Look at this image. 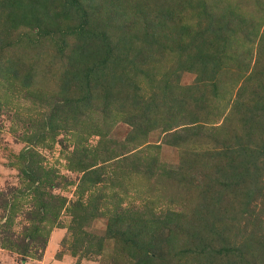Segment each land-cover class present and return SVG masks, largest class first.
I'll use <instances>...</instances> for the list:
<instances>
[{
  "label": "rangeland",
  "instance_id": "374dc122",
  "mask_svg": "<svg viewBox=\"0 0 264 264\" xmlns=\"http://www.w3.org/2000/svg\"><path fill=\"white\" fill-rule=\"evenodd\" d=\"M120 1H82L94 18L88 28L115 41L120 19L107 16ZM142 1L145 24L167 22L160 34L168 47L151 49L139 37L127 49L125 116L109 115L98 100L87 114L75 112L82 94L64 88L72 76L61 48L78 43L76 34L40 38L20 28L0 52V264H201L189 237L203 232L212 244L222 228L234 251L213 264H264V0H188L184 8L179 0ZM200 3L216 16L235 11L237 41L246 40L238 17L257 28L248 53L237 44L228 51L219 96L213 81L197 79L168 51L181 23L191 31L205 24ZM60 22L63 31L79 24ZM93 42L102 47L101 38ZM145 46L147 59L137 52ZM10 62L17 76L7 72ZM131 111L138 116L129 122ZM142 114L148 122L135 130ZM242 245L259 251H237Z\"/></svg>",
  "mask_w": 264,
  "mask_h": 264
},
{
  "label": "trees",
  "instance_id": "16d2710c",
  "mask_svg": "<svg viewBox=\"0 0 264 264\" xmlns=\"http://www.w3.org/2000/svg\"><path fill=\"white\" fill-rule=\"evenodd\" d=\"M82 1L85 0H1L0 52H5L9 49L11 46L10 39L12 33L20 28H26L27 30L35 29L40 38H55L56 36L65 37L70 35V33L76 34L79 38L78 43L75 42L73 46H70L69 50H66L67 43L63 42L62 44L64 46L61 48L62 52H67V60L70 64L68 73L72 76V81L66 82L64 88L66 87V90L73 88L75 94H77L78 91L82 94V102L77 103V110L75 112L79 115L87 114L93 107V101L98 100L104 107V112H108L109 114V112L114 111L118 113L117 115L115 114L117 117L125 116L124 113L128 112L127 106H129L125 102V100H127L126 97L123 95V91L128 86L125 84V73L122 74L123 70H129V68H126L128 67L127 64H125L126 51L131 48L133 41H136L139 37L144 40V45H151V49L152 45L155 44V46L158 45L160 51L165 50L166 47H168L165 44L167 22L153 21L150 23L147 21V24H145V19L147 17L146 13L143 11L145 2L142 0H131V2H129V0L128 2L127 0H122L120 1L122 3L114 5L116 7L112 9L113 13L107 16L108 21L120 19L118 25L119 35H117L115 41H109L108 36L98 30L99 27H94L93 25L91 30L88 28V25L94 24V18L88 13L87 9L81 5ZM91 1L93 2L94 0ZM179 4L181 8H184L185 4L190 5L188 0H179ZM214 5L215 4H213L211 9L215 8ZM197 6L198 8L196 10L199 12V16H202L205 20V24L199 26L197 30L191 31L190 27L185 24V22L181 23L175 32L176 38L174 40V47L169 48L168 51H177L178 55L185 59V64L189 63V67H187L188 71L197 73V79L205 78L213 81L211 84L213 92L219 96L220 87L218 83L221 81L219 78V70L223 67L225 69L226 66L230 64L233 56L228 51L233 45L237 44L240 51L244 50L248 53L251 49H247L248 47L246 44H252L253 41H255L257 28L254 25L255 21L253 23H248L246 26L244 22L246 21L245 18L238 17L237 21L240 19V21H243L242 24H244L240 33L245 34L243 36L246 38V40H239V42L235 37L238 34L236 33V29H238L239 26L236 25L235 20L231 17L235 11L229 9L230 15L222 14L216 16L211 10H207L205 3L197 4ZM216 6H218V4H216ZM195 7L196 6H194L193 9ZM233 8L235 7L233 6ZM165 11L166 14H169V11L172 13L169 6L165 8ZM94 17L96 16L94 15ZM165 18L170 19L167 16ZM60 21L67 24L78 21L79 24L76 30H71V27H67V31H63ZM144 25L146 26L143 27ZM156 28H158V32L147 31V29ZM134 30L136 33H134ZM63 32H65V34ZM161 32L165 33L161 35ZM97 37L101 38L103 43L101 48L94 49L93 41L97 40ZM161 37L163 40L160 43ZM149 46H145V49L142 47V49L137 50V52H143L141 55H148L146 56L147 59V57H150L151 51ZM240 56L243 57L242 53H240ZM140 58L143 57L141 56ZM127 62L134 64L133 60ZM236 66H242L244 69L247 67L243 62H240ZM227 67L229 68V66ZM118 70H120L121 73H118ZM7 72L11 73L12 76H17L18 70L11 64ZM261 74L264 79V70ZM149 81L150 80H148V82ZM30 82L31 80L26 77L24 87L29 88ZM262 87L264 90V84ZM222 96H225V93L220 94V100H222ZM74 101L71 100V102L64 104L62 107L66 108L68 105L74 104ZM234 101L233 103L235 105L236 102ZM184 103L185 100L182 97L178 100L177 106L180 108L184 107ZM139 106L140 102L137 97L133 101L131 108H133V110L135 108L136 110H140L141 108L138 109ZM143 110H148V107L146 106ZM131 112L134 115L130 114V119H128L129 122H131L133 118L136 119L138 116L133 111ZM140 117L141 120L135 123V130H140L142 124L145 125L146 122H148L146 115L142 114ZM163 131L165 133L170 132V129L164 128ZM250 163L252 164V161ZM222 229L220 230V234H216V236L213 237L212 244L201 241L203 240V235L200 234L203 232L198 233V231H195L189 237V242L187 241L189 245L188 248H190V244L192 246V248L189 249V253L192 254L193 257H200L202 259L201 264H213V262L220 258L228 259V256L233 254L232 252L234 250L226 247L228 237L225 233L227 232ZM167 239L169 240V237ZM214 240L218 243L220 242V244L215 246ZM241 248H246V251L251 250V248H254L255 252L259 251L256 249V246L250 248V246L246 245H242L236 248V250L239 251ZM240 257L241 256L238 255V258ZM151 260H153V258H147L144 264L150 263ZM242 262L243 264H250L246 263L244 259Z\"/></svg>",
  "mask_w": 264,
  "mask_h": 264
}]
</instances>
